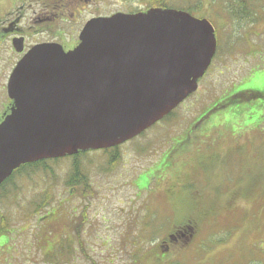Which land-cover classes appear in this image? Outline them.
Masks as SVG:
<instances>
[{
  "label": "rangeland",
  "instance_id": "374dc122",
  "mask_svg": "<svg viewBox=\"0 0 264 264\" xmlns=\"http://www.w3.org/2000/svg\"><path fill=\"white\" fill-rule=\"evenodd\" d=\"M4 1L10 11V0ZM29 1L35 7L27 16L40 11V3ZM173 2L193 7L191 13L208 18L216 30L217 54L198 90L169 120L117 151L81 156L86 187L68 184L71 157L49 161L46 170L27 168L5 184L7 178L0 188V228L8 227L0 237V264H264V98L241 102L244 93L241 103L196 128L227 96L264 92V0ZM198 3L203 8L196 10ZM76 5L81 14L73 17ZM244 5L241 14L248 18L236 14ZM147 8L142 0L69 4L64 41L78 40L92 17ZM5 68L0 65V81ZM242 108L236 122L231 113ZM189 129L197 139L188 154L173 156ZM81 219L93 259L70 262L40 250L50 245L48 231L58 235Z\"/></svg>",
  "mask_w": 264,
  "mask_h": 264
},
{
  "label": "water",
  "instance_id": "95a60500",
  "mask_svg": "<svg viewBox=\"0 0 264 264\" xmlns=\"http://www.w3.org/2000/svg\"><path fill=\"white\" fill-rule=\"evenodd\" d=\"M217 51L207 18L151 7L88 20L64 51L36 46L13 71L0 185L24 164L119 146L198 90Z\"/></svg>",
  "mask_w": 264,
  "mask_h": 264
},
{
  "label": "flooded vegetation",
  "instance_id": "af4514ba",
  "mask_svg": "<svg viewBox=\"0 0 264 264\" xmlns=\"http://www.w3.org/2000/svg\"><path fill=\"white\" fill-rule=\"evenodd\" d=\"M36 1L40 3V11L36 12L32 9L33 15L27 16V10L35 7V4H31L29 0H10V11L4 4L6 2L0 0V65L6 67L3 71V80L0 81V124L14 108V101L9 96L8 87L10 77L19 62L39 45L56 44L65 51L75 48L79 43L80 34L78 40L72 39L70 45L64 41V35L67 33L69 4L80 2L87 5L93 0H69V3L68 0ZM71 9L73 17L77 13L81 14L77 5ZM1 60H6V65H3ZM117 148L108 149L107 152H114ZM54 209L59 210L58 207ZM84 224H71L58 235L53 234V231H48L45 242L50 245L45 248L41 247L40 250L47 249L54 256L53 258H56L58 254L61 259L64 257L70 262L77 261L80 256L93 259L86 249V246H90V240L87 239ZM51 237L54 239L51 240ZM172 239H176L175 234L172 235Z\"/></svg>",
  "mask_w": 264,
  "mask_h": 264
},
{
  "label": "trees",
  "instance_id": "16d2710c",
  "mask_svg": "<svg viewBox=\"0 0 264 264\" xmlns=\"http://www.w3.org/2000/svg\"><path fill=\"white\" fill-rule=\"evenodd\" d=\"M146 5H148L149 7H163V8H178V9H184L188 12L191 13L192 10H195L193 7L188 6H182V5H173V0H142ZM187 3V2H186ZM191 4V1L188 2ZM199 5H196V10L198 9H202L203 6L201 5L202 3H198ZM198 6V7H197ZM198 8V9H197ZM245 5L244 7L241 8V12L237 11V16L241 15L245 13ZM242 13V14H241ZM245 18H248L247 16H242ZM244 93L246 95V97L244 96ZM241 95V96H240ZM244 96L245 99L242 97ZM264 98V92L262 91H243V92H239V93H235L233 95L230 96V98L228 99V96L226 98H224L223 100H221L220 102H218L214 107H212V109H209V112L207 111L205 114V117L200 119L198 122V126L196 128L201 129L202 125L207 121L210 120L211 116L217 112H223V110H225L226 108H228L231 105H235L241 102H246L250 101L253 98ZM241 99H244L243 101H239ZM231 100V102H230ZM244 113V108L242 109H238L236 112H232V117L235 119L236 117H240L241 115H243ZM230 114V116H231ZM174 115V112H172L167 118L165 119H170L172 116ZM236 122H238L237 118L235 119ZM193 133H197V131H186L185 134H183L182 136H180L178 143V146H175L176 149H174V153L173 156L176 152H178V150L182 151L183 153H187L188 154V150H189V146L193 144V141L195 139H197V136H194ZM88 152H80L78 155H74L71 158H73V170H72V175L68 181V184L71 187H78L79 185H82L83 187H86V185L89 183L88 182V178L85 176V174L82 172V167H81V163H80V157L83 155H86ZM181 153V152H179ZM169 155V154H168ZM167 155V156H168ZM166 156V157H167ZM61 158H56V159H50V160H42V161H38L35 163H29V164H25L23 165L21 168L17 169L14 174L12 176H10L5 184L9 181L12 180L13 176H15L17 173L24 171L27 168H31V169H36L37 167H43L44 170H46L48 168L47 163L49 161H58ZM117 155H114L113 157H111V161L116 160ZM4 184V185H5ZM75 185V186H74ZM74 189V188H73ZM39 208V207H38ZM42 208V207H41ZM85 216V215H82ZM85 223V219H81L80 221H77V224H84ZM5 224V223H3ZM8 228V227H7ZM7 228H0V237H5L7 235ZM90 264H98L96 260H92V262Z\"/></svg>",
  "mask_w": 264,
  "mask_h": 264
}]
</instances>
